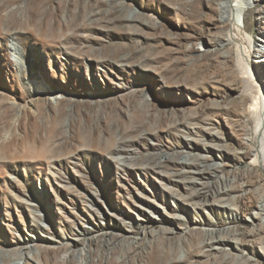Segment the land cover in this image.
I'll return each mask as SVG.
<instances>
[{
  "label": "rangeland",
  "instance_id": "1",
  "mask_svg": "<svg viewBox=\"0 0 264 264\" xmlns=\"http://www.w3.org/2000/svg\"><path fill=\"white\" fill-rule=\"evenodd\" d=\"M238 1L255 5L235 18L253 41L251 71L264 93V0ZM227 2L0 0V264H67L74 250L72 264H145L156 240L176 264L264 258L254 217L261 178L247 143L257 115L235 46L218 45ZM136 112L158 136L142 127L126 139L147 146L110 151L106 127L121 139L114 118L126 127ZM160 154L179 163L157 164ZM174 169L182 174L164 178ZM239 174L228 192L240 209L216 190ZM228 228L233 244L245 240L240 249L198 242Z\"/></svg>",
  "mask_w": 264,
  "mask_h": 264
},
{
  "label": "bare ground",
  "instance_id": "2",
  "mask_svg": "<svg viewBox=\"0 0 264 264\" xmlns=\"http://www.w3.org/2000/svg\"><path fill=\"white\" fill-rule=\"evenodd\" d=\"M227 3H229V4H227ZM227 3H226L227 7L223 12L224 13L223 18H224V21H226V23H228V27H227L228 32L225 35V37L223 38V40L220 43H218V45L225 47L226 45L233 44L235 46L234 52H235V56H236L237 67H238V70H239V72L243 78V82L245 84V88H244V92H245L244 94L245 95L244 94L243 95L246 97L247 100H249V99L252 100V103L250 105V110L248 112L250 114H256L257 115V125H255L249 129V131H248L249 132V138H248L247 143L255 151V154L253 155L252 166L259 170L260 178H261V184H260L259 188L257 189V198L261 200L262 206L259 208L260 212L258 213V215L254 216L256 218L257 224H258V230H256V235H257L258 231H260V234L264 235V228L261 226L262 219H264L263 218L264 217V93L258 87L257 79L254 75V72L251 71V63L253 62L251 60V49H253L252 48L253 47V41H251V38L249 37V35L245 34L246 33L245 28H247V27H245V24L241 25V24L237 23L236 18H235L237 11H240L241 13L242 12L246 13V11L250 10L255 5L253 6L248 1H246L242 4L238 0H228ZM241 27H243L242 29L244 30V32L242 31ZM115 56L119 58L118 54H116ZM224 57H226L227 59H230L229 53L227 56H224ZM255 61L256 60H254V62ZM59 117L60 116H56L54 118V121L57 122V120H59ZM145 117L146 116L144 114H139L136 112V114L132 116V119L129 121V123L126 125V127H124V126L122 127V124H120V122H121L120 119L114 118V125L120 126L122 138L117 139L113 133L109 132L110 128L107 129V127H106L105 130L109 136V138L106 142V143H109L107 145L108 149L110 151L117 152L118 150L116 147H118L120 145L129 146V145H132L135 143H139L140 141H141L140 143H144L147 146L148 145L147 139L144 137L140 138V140H138V139H133V140L126 139V137L129 134L133 137L137 136L138 135L137 132H139L142 127L147 126V124H145V122H144ZM136 122H138L139 124H137ZM133 123L135 125H133ZM147 128H148L147 129V135H152L153 137L158 136L156 134V132L154 133L153 131H151L152 130L151 127L147 126ZM56 129H54L53 132ZM205 132H206V135H209V133H210L208 130ZM172 139L176 141L177 137H173ZM97 143H99V142H97ZM182 143L185 144L184 141H182ZM180 144L178 145L176 143V145L178 147H180ZM198 145H200L201 149H205L208 151L209 150L210 151L216 150V147H214V146L201 145L199 143H198ZM217 149H220V148H217ZM120 151H122V150H120ZM124 151H127V150H124ZM182 154H184V151L179 152V155H180L179 158L183 157ZM189 155H190V153H189ZM163 158H165V159L163 160ZM156 159H160V161L158 162ZM156 159L154 161L156 163L158 162L157 164H160V165L162 163H170V162L174 161V165L177 166V163H179V161H177V160H172V157L167 155V154H160ZM182 163H184V162H182ZM174 170H175L174 174H168V175L164 174V178H166L168 181H171V180L173 181L171 175L175 176V175H181L182 174L180 169H174ZM186 172L187 171H184V173H186ZM258 177H259V175H258ZM241 178H242L241 174H239V176H237V177L226 176L225 180L221 176V179L224 180L223 186H222V188L216 189L217 193H223L225 196H228V202H232L234 205H236L238 207V209H240V200H241L240 196H236L234 194L231 195L228 191L234 189L236 192L237 180H239ZM240 191L241 190H239L238 193ZM168 192L174 194L172 190H170ZM194 195H195V197H199V196L205 195V193L202 194L201 192H197ZM178 208H180L181 210H184L183 204L178 203ZM147 220L155 222L154 220H151V218L150 219L148 218ZM165 220H166V218H165ZM174 221L179 222L178 218H176V217H175ZM232 222H237V219H232L231 223ZM118 226L121 228L122 231H125V227L123 226V224H122V226H121V224L120 225L118 224ZM145 226H147V225L145 224L144 227ZM134 228L138 229V227L136 225L133 226V229ZM170 232H171L170 229H166V233H170ZM206 235H207V237H206ZM166 238L168 239V237H166ZM231 238H235V239L238 238L237 232H236V230L228 228L227 231L223 234L219 233V231H216V230L215 231L212 230L208 234L206 232L205 234L199 236L198 242H200L202 239L201 243L204 242L203 246L205 248L208 247V248H214V249H222L224 247V251H227L225 246H227V247L232 246V248L235 247L236 249H238L239 247H242V245H244V241H245L244 239H240V242H238L239 244L238 243L233 244V242L231 241ZM259 239L261 240L264 238H261V236H260ZM89 240L91 242V240H93V239L90 238ZM112 241H113L112 239L107 240V245H112V243H113ZM159 241L160 240H156V242H153L151 244L150 251H148L146 253V255L144 256L145 264H176L175 254H172L170 250H165L162 247V244L159 243ZM195 241H196V237L192 236L189 238L188 241H183V245L186 248L191 249V248H193ZM6 243H9V242L7 241ZM79 243H81V241H78V242L76 241L73 244H74V246H78ZM260 244H262V249L264 252V241L262 240ZM201 247H200V250L197 248L198 250L192 251L190 255L188 254L189 257L193 258L196 256H202V251H205L204 250L205 248L202 249ZM75 252H76L75 250L73 252H71V257L68 260L67 264L74 263V257L76 255ZM259 255H260V259L255 258L254 259V260H256L255 262H257V264L264 263L263 256L261 254H259ZM254 256H257V253L254 252ZM225 257L227 259L232 260V257H234V254H232L231 252H227L225 254ZM261 258H262V260H261ZM4 259L8 260L7 258H4ZM246 260L248 262H246L245 264H252L253 263V262H251L253 260L250 258H246ZM187 261H188V259H187ZM187 261H185V263ZM220 262L221 263H218V264H227V262L226 261L223 262V260H221ZM56 264H59V263H56Z\"/></svg>",
  "mask_w": 264,
  "mask_h": 264
}]
</instances>
